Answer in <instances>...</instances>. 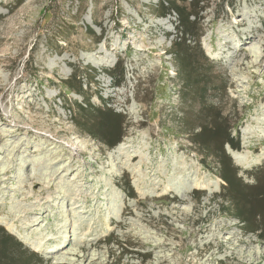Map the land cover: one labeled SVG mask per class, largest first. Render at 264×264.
I'll use <instances>...</instances> for the list:
<instances>
[{
    "label": "rangeland",
    "instance_id": "obj_1",
    "mask_svg": "<svg viewBox=\"0 0 264 264\" xmlns=\"http://www.w3.org/2000/svg\"><path fill=\"white\" fill-rule=\"evenodd\" d=\"M162 1L0 0V264H264L198 137L222 122L264 182V0H196L191 35ZM75 74L114 148L77 127Z\"/></svg>",
    "mask_w": 264,
    "mask_h": 264
},
{
    "label": "trees",
    "instance_id": "obj_2",
    "mask_svg": "<svg viewBox=\"0 0 264 264\" xmlns=\"http://www.w3.org/2000/svg\"><path fill=\"white\" fill-rule=\"evenodd\" d=\"M177 1L178 0H168L166 2L163 0L159 7L160 9L168 11V13H170V11L175 12L180 22L178 29L181 30L184 35H191L192 28L195 24V19L192 20L191 17L196 18V14L193 11L196 0H190L189 6H181L177 4ZM182 1L186 2L188 0ZM162 17H164V14H162ZM90 35L91 38L93 37V39H95V34L92 31H90ZM186 43L187 40L185 37H182V42L175 45L178 49V54L182 57L180 61L183 68L191 65L190 62L184 58V55H182L183 50L185 54L183 46H185ZM181 48H183V50H181ZM77 78L78 74H75L69 84V88L75 93L83 96L89 109H92L91 115H94L92 117V122L77 119V127L91 137L103 142L109 146V148H114L123 139L124 119L110 108L105 107L104 110H100L92 106L89 101L90 96L86 95V90H84L82 86L76 88L75 84H73ZM91 81L92 77H90L89 82ZM76 105L79 110H83V105ZM198 137L202 140L204 146L220 160L222 171L221 178L226 183L225 193L230 197L234 206V218L245 224L250 233H258L260 239H264V182L257 186V188L251 189V187L245 185L242 180L238 178L233 162L226 154L225 144L231 145L234 149H238V146H234L233 139L231 138V131L225 129L222 122H212L209 128L204 127L201 130ZM0 235L4 236V245L10 242V239L12 240L1 228ZM130 248H133V246L130 245Z\"/></svg>",
    "mask_w": 264,
    "mask_h": 264
},
{
    "label": "bare ground",
    "instance_id": "obj_3",
    "mask_svg": "<svg viewBox=\"0 0 264 264\" xmlns=\"http://www.w3.org/2000/svg\"><path fill=\"white\" fill-rule=\"evenodd\" d=\"M117 149H118V148H116V150H117ZM230 153H231L232 157L235 159V161L240 165L241 163L237 160L236 153L233 152V151H231ZM54 171L57 173V169H56V170L54 169ZM61 264H64V263H61Z\"/></svg>",
    "mask_w": 264,
    "mask_h": 264
}]
</instances>
